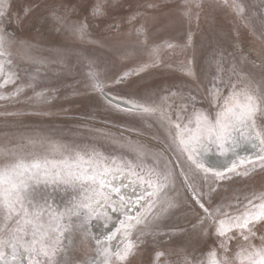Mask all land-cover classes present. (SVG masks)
<instances>
[{
  "label": "snow or ice",
  "instance_id": "snow-or-ice-1",
  "mask_svg": "<svg viewBox=\"0 0 264 264\" xmlns=\"http://www.w3.org/2000/svg\"><path fill=\"white\" fill-rule=\"evenodd\" d=\"M183 2V15L189 16L197 0ZM215 2L250 25L241 0ZM106 3L98 0L92 16L105 15ZM24 11L31 13L30 8ZM6 15L0 0V90L20 79L17 55L38 67L7 96L0 91V100L18 97L28 88L34 99L47 102L45 91L36 89L42 87L39 66L48 61L33 54L34 45L7 32ZM56 19L78 39L90 36L86 21L68 24ZM260 27L264 44V15ZM137 33L144 35L142 28ZM138 43L146 45V37ZM158 52L153 47L149 56ZM135 55L136 49L128 48L120 59ZM66 59L58 53L56 63ZM78 60L88 68L87 86L109 109L155 123L160 134L153 138L159 147L88 124L75 130L0 134V264H132L142 245L178 230L168 220L185 207L197 217L193 228L203 236L215 234L218 244L206 259L185 253L181 264H264V180L259 191L232 188L237 178L264 173V71H246L244 56L230 67H225L222 54L210 58L203 85L207 107H198L191 91H134L128 78L148 64L135 73L110 75L96 58ZM186 74L197 79L191 61ZM203 79L202 73L197 89ZM117 86L129 90L117 96L106 91ZM94 224L101 225L99 234L92 231ZM164 255L155 253L157 264Z\"/></svg>",
  "mask_w": 264,
  "mask_h": 264
},
{
  "label": "rangeland",
  "instance_id": "rangeland-1",
  "mask_svg": "<svg viewBox=\"0 0 264 264\" xmlns=\"http://www.w3.org/2000/svg\"><path fill=\"white\" fill-rule=\"evenodd\" d=\"M97 2L4 0L8 15L3 23L7 32L15 34L17 41L34 45L33 54L48 61L39 66L42 87L36 91H45L49 99L39 102L34 99L33 91L26 88L18 97L0 100V134L32 129L75 130L77 125L88 124L116 136L123 134L132 140L159 147V141L153 138L160 134L155 123L109 109L103 98L87 86L88 68L79 62L78 57L96 58L110 75L135 73L143 64H148L145 71L128 78L136 86L134 91L166 95L169 90L183 89L196 97L198 107H207L203 85L208 81L210 58L222 54L225 67H230L244 56L247 61L255 62V66L243 62L246 71L257 75L264 71V44L260 37L264 0H241L249 26L241 23L230 10L219 7L215 0L192 3L189 16L183 15L187 11L183 0H107L105 15L93 17L92 9ZM9 4L10 9L7 7ZM27 8L31 13L25 15ZM133 16L135 20L131 19ZM56 17H61L68 24L86 21L90 36L86 40L78 39L66 31ZM140 28L144 31L143 36L137 33ZM145 37L147 44H139L138 40ZM168 44L173 47L168 48ZM153 47L159 48L157 57L149 56ZM128 48H135L136 55L122 61L120 57ZM58 53L67 56L64 64L56 63ZM189 61L196 72V80L186 74ZM14 63L18 66L20 79L16 85H6L0 90L5 96L19 84L26 83L27 77L38 67L22 55H17ZM202 73L203 83L197 89ZM128 90L119 86L106 89L116 96ZM42 112L53 114H36ZM81 131L87 134L86 129ZM128 158L132 159L131 156ZM262 180L264 173H254L251 178H237L232 188L259 191ZM196 223L194 211L187 207L177 211L169 218L168 224L178 230L171 235H163L157 243L149 240L142 245L132 264H157V251L165 253L159 264H181L185 253L189 257L206 259L218 241L215 234L201 235L199 228H193ZM99 228L101 225L94 224L92 231L99 234ZM167 231L164 230L165 233ZM260 235L257 232L254 243H259ZM116 244V241L112 242L113 249Z\"/></svg>",
  "mask_w": 264,
  "mask_h": 264
},
{
  "label": "bare ground",
  "instance_id": "bare-ground-1",
  "mask_svg": "<svg viewBox=\"0 0 264 264\" xmlns=\"http://www.w3.org/2000/svg\"><path fill=\"white\" fill-rule=\"evenodd\" d=\"M113 96H116V95H114V94H112Z\"/></svg>",
  "mask_w": 264,
  "mask_h": 264
}]
</instances>
